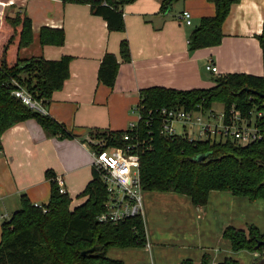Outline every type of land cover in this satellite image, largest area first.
<instances>
[{"label": "crops", "instance_id": "0c3cea01", "mask_svg": "<svg viewBox=\"0 0 264 264\" xmlns=\"http://www.w3.org/2000/svg\"><path fill=\"white\" fill-rule=\"evenodd\" d=\"M8 0H0L7 2ZM0 5L2 15L23 10L32 21V43L19 51L20 58L42 56L58 60L71 56L69 77L60 90L54 91L44 105L46 114L63 124L75 137L48 134L34 119H26L6 129L0 147V227L4 219L2 206L9 200L26 195L32 203L45 204L50 194L46 170L54 172L65 192L72 198L70 207L81 204L78 197L92 177V150L88 145L91 130H125L137 119L133 107L140 91L151 86L176 89L207 88L214 77L225 73H247L261 76L264 72L262 49L256 38L262 31L264 0H239L230 6L218 45L189 50L188 37L202 17L213 16L216 8L208 0H184L183 9L191 14L187 25L171 11V3L161 8L164 0H135L122 7L123 31H109L102 17L94 15L83 3L62 0H13ZM194 22V27L190 28ZM41 26L62 28V45H41ZM126 39L130 59L122 61L119 44ZM106 52L115 54L119 66L114 84L99 83L97 70ZM211 63L217 72L206 70ZM210 72V73H209ZM146 193V194H145ZM144 227L150 254L132 264H178L191 259L200 264L204 253L211 261L230 257L238 264H264V253L231 249L222 236L226 226L246 229L255 225L264 234V201H249L229 191H210L207 203L194 205L184 194L174 192L143 193ZM161 200L180 202L163 215ZM157 204V206H156ZM10 212V211H9ZM162 224L167 230H163ZM174 229V230H173ZM173 230V231H171ZM1 233V228H0ZM173 247V248H168Z\"/></svg>", "mask_w": 264, "mask_h": 264}, {"label": "trees", "instance_id": "16d2710c", "mask_svg": "<svg viewBox=\"0 0 264 264\" xmlns=\"http://www.w3.org/2000/svg\"><path fill=\"white\" fill-rule=\"evenodd\" d=\"M134 1L62 0L63 3L88 4L91 13L102 17L109 31L124 30L122 7ZM171 1L164 0L161 8ZM208 1L214 3L215 14L202 17L191 30L189 50L218 45L223 36L222 23L230 6L239 0ZM256 38L262 49L264 67V19L262 31ZM64 40L62 28L40 27L41 45H62ZM31 43L32 21L26 12L4 13L0 21V137L9 127L30 118L50 135L75 137L77 135L68 132L50 115L31 110L11 94L9 78L16 77L45 105L52 93L60 90L69 77L71 56H62L58 60H47L42 56L20 58V49ZM119 55L122 61L130 59L126 39L120 41ZM118 66V57L106 52L97 70L98 82L111 87ZM253 90L264 93V72L261 76L247 73L217 75L214 85L207 88L183 90L151 86L141 89L137 104L141 117L137 128L146 138L139 149L143 190L184 194L196 206L207 203L210 191H229L249 201L264 199V138L246 145L229 139L189 141L178 136L171 140L159 134L158 125L152 120L154 111L162 106L187 109L199 103L204 108H210L214 102H221L225 110L231 105L242 112L253 107L264 110V98ZM261 123L264 126V120ZM123 132L93 129L89 134L92 138L97 133L106 146L112 147L124 144ZM88 145L96 149L95 145ZM198 156L203 157L197 159ZM45 175L50 183L48 202L36 206L23 194L19 199V208L2 221L0 264H124L120 259L107 256L110 247L145 245L146 233L141 217L129 218L118 224L97 220L103 211L106 188L93 168L91 179L77 194L85 200L73 208L70 207L72 198L69 194L59 191L54 172L46 170ZM222 236L230 241L233 251L264 250V245L256 247L258 240H264V234L253 224L246 229L226 226ZM93 246L96 248L92 252L81 254V251ZM211 262L210 255L204 253L200 264ZM178 264H193V261L184 259ZM216 264H238V261L227 257Z\"/></svg>", "mask_w": 264, "mask_h": 264}, {"label": "built area", "instance_id": "2783aa9c", "mask_svg": "<svg viewBox=\"0 0 264 264\" xmlns=\"http://www.w3.org/2000/svg\"><path fill=\"white\" fill-rule=\"evenodd\" d=\"M13 2L8 0L0 2V5L13 4ZM178 17L185 24H191V14L188 10H182ZM206 70L216 73L217 67L209 63L206 65ZM9 84L11 94L25 106L46 114L42 100L36 98L24 86L21 79L10 77ZM132 111L137 114V119L130 121L124 130L122 146L108 147L101 140L88 139L90 144L96 146V149L90 147L93 157L92 167L100 175L106 188L103 211L97 216L100 222L118 224L136 216L141 217L144 222V190L140 181L139 149L142 148L143 139L146 138L142 137L137 128L141 117L139 106H134ZM154 113L152 120L158 125L159 134L166 139L173 140L178 136L189 141L229 139L239 145H246L264 138V126L261 123L264 120V110L255 107L242 112L231 105L227 110L223 107V110L216 114L212 106L204 108L202 104L197 103L194 107L187 109L178 106H162ZM205 115H207L206 118ZM211 118L215 121L212 122ZM176 125H179V129ZM56 181L59 191L64 193L62 181L57 178ZM34 205L40 206L37 203ZM144 246L150 247L147 238ZM211 264L216 262L212 261Z\"/></svg>", "mask_w": 264, "mask_h": 264}, {"label": "rangeland", "instance_id": "374dc122", "mask_svg": "<svg viewBox=\"0 0 264 264\" xmlns=\"http://www.w3.org/2000/svg\"><path fill=\"white\" fill-rule=\"evenodd\" d=\"M183 1L184 0H172L170 2L171 3V6H170L171 11H173V13L176 14L178 11L182 10L183 9V5H182ZM193 27H194V22L190 28H193ZM211 77L215 78V76H211ZM212 110L214 113L219 114L223 110V104L221 102H214L212 104ZM206 117H207V115H205V118ZM211 121L214 122L215 120L211 118ZM176 126L179 129V125H176ZM96 134H94L93 135L94 137H92V138L100 140L101 137L97 136ZM89 138H91V136ZM151 192H160V191H151ZM259 200L264 201V199H259ZM17 203H19V201L14 199V200H9L7 202L6 208H4L2 206V211L4 212V214H3L4 217L7 216L5 211H7V213H11V210L14 209L13 207L17 206ZM176 205L181 206L180 202H170V201H166V200H161L158 203V208L163 209L162 214L164 215L168 208L175 207ZM156 206H157V204H156ZM162 226H163L164 231L167 230L164 224H162ZM173 230H171V231H173ZM224 239H226V238H224ZM144 247L145 246H142V247H110L107 251V256L110 258L120 259L124 262V264H132V262H135V260L138 258L145 259V257L146 258L150 257L149 256L150 254H148L147 251L143 252L141 250V248H144ZM168 248H173V247H168Z\"/></svg>", "mask_w": 264, "mask_h": 264}, {"label": "water", "instance_id": "95a60500", "mask_svg": "<svg viewBox=\"0 0 264 264\" xmlns=\"http://www.w3.org/2000/svg\"><path fill=\"white\" fill-rule=\"evenodd\" d=\"M245 89H246V88H245ZM246 90H248V89H246ZM252 92H254L255 94H257V95H259L260 97L264 98V93H261V92H258V91H254V90H253ZM202 157H203V156H198L197 159H200V158H202ZM261 245H264V240H258V241H257L256 247H259V246H261ZM95 248H96V246H93V247H91V248H89V249L83 250V251H81V254H85L86 252H92Z\"/></svg>", "mask_w": 264, "mask_h": 264}, {"label": "bare ground", "instance_id": "6f19581e", "mask_svg": "<svg viewBox=\"0 0 264 264\" xmlns=\"http://www.w3.org/2000/svg\"><path fill=\"white\" fill-rule=\"evenodd\" d=\"M2 3V2H1ZM2 6V5H1Z\"/></svg>", "mask_w": 264, "mask_h": 264}]
</instances>
